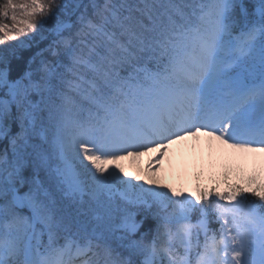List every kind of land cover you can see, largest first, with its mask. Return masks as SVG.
Instances as JSON below:
<instances>
[{
    "label": "snow or ice",
    "instance_id": "obj_1",
    "mask_svg": "<svg viewBox=\"0 0 264 264\" xmlns=\"http://www.w3.org/2000/svg\"><path fill=\"white\" fill-rule=\"evenodd\" d=\"M0 46V264H264V0H0ZM189 138L258 165L162 182Z\"/></svg>",
    "mask_w": 264,
    "mask_h": 264
},
{
    "label": "rangeland",
    "instance_id": "obj_2",
    "mask_svg": "<svg viewBox=\"0 0 264 264\" xmlns=\"http://www.w3.org/2000/svg\"><path fill=\"white\" fill-rule=\"evenodd\" d=\"M193 144L194 141L191 138H189L188 140H185L179 144L170 147L168 156L164 160L163 168L161 172L158 174L162 178V182L172 184V181L174 180L173 175H175L176 173L175 169L177 168V166L184 167V165L189 163L193 158L204 157L206 155L217 156V157L222 156L224 160H231L229 158H232L234 160H237L239 163H243L244 166L245 164L258 165L259 162V157L256 158L248 157L247 159L235 158L229 156L224 152H221L217 147H213L212 150L210 151L206 143V138H201L200 142L196 143L195 147H193ZM148 160H149V156L147 155L144 156L141 159V163L139 167L142 169L144 165L147 164ZM123 163L129 171L136 170V165L133 161L126 160Z\"/></svg>",
    "mask_w": 264,
    "mask_h": 264
},
{
    "label": "trees",
    "instance_id": "obj_3",
    "mask_svg": "<svg viewBox=\"0 0 264 264\" xmlns=\"http://www.w3.org/2000/svg\"><path fill=\"white\" fill-rule=\"evenodd\" d=\"M51 23L52 22L50 21L49 24L46 25V28L50 27ZM9 43H12V42H9ZM46 43H48V41H43L40 46L43 47ZM0 48H2V46H0ZM33 51H35V48L24 50L21 53V60H19V61L13 60L12 61V69H13L12 75L13 76L18 75L20 72L23 71L24 66H25V62H26L28 56H30ZM199 178H200V176H199ZM236 179H237V175L232 173L231 177H230V182L235 181ZM216 181H217V179H214L211 175H207L204 178L200 179L199 183L201 184V186H211ZM197 182L198 181H197V177H196L195 185Z\"/></svg>",
    "mask_w": 264,
    "mask_h": 264
}]
</instances>
